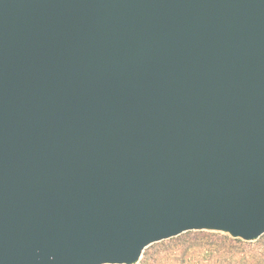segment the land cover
<instances>
[{
	"label": "water",
	"instance_id": "95a60500",
	"mask_svg": "<svg viewBox=\"0 0 264 264\" xmlns=\"http://www.w3.org/2000/svg\"><path fill=\"white\" fill-rule=\"evenodd\" d=\"M191 229L264 233V0H0V264Z\"/></svg>",
	"mask_w": 264,
	"mask_h": 264
},
{
	"label": "rangeland",
	"instance_id": "374dc122",
	"mask_svg": "<svg viewBox=\"0 0 264 264\" xmlns=\"http://www.w3.org/2000/svg\"><path fill=\"white\" fill-rule=\"evenodd\" d=\"M233 238L244 240L219 230H186L149 244L143 249L139 259L132 264H242L238 259L239 253L253 258H247L244 264H256L257 255L264 250V233L256 239L244 240L252 244L234 250L230 256L231 250L218 243L221 239Z\"/></svg>",
	"mask_w": 264,
	"mask_h": 264
},
{
	"label": "trees",
	"instance_id": "16d2710c",
	"mask_svg": "<svg viewBox=\"0 0 264 264\" xmlns=\"http://www.w3.org/2000/svg\"><path fill=\"white\" fill-rule=\"evenodd\" d=\"M218 244L225 247L229 251L231 250L230 256H232L234 250H237L239 248H242V249L246 248L247 245H251L252 243H249V241H244L241 239L233 238V239H228V240L221 239V240H219ZM239 254L240 255H239L238 259L240 261H242V264L247 262V258H250L251 260H253V258L249 257L246 254H241V253H239ZM256 264H264V250L261 251L257 255Z\"/></svg>",
	"mask_w": 264,
	"mask_h": 264
}]
</instances>
